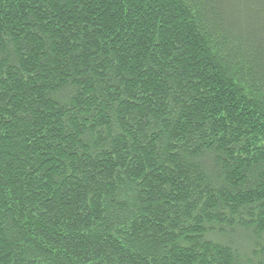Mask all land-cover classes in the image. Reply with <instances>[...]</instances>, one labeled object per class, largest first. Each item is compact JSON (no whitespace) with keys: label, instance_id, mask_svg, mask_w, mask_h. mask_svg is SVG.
<instances>
[{"label":"trees","instance_id":"obj_1","mask_svg":"<svg viewBox=\"0 0 264 264\" xmlns=\"http://www.w3.org/2000/svg\"><path fill=\"white\" fill-rule=\"evenodd\" d=\"M0 264H264V0H0Z\"/></svg>","mask_w":264,"mask_h":264}]
</instances>
